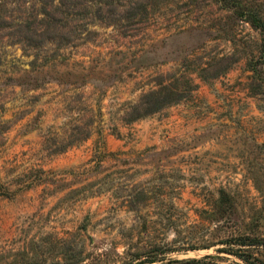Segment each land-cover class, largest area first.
<instances>
[{"label": "rangeland", "instance_id": "1", "mask_svg": "<svg viewBox=\"0 0 264 264\" xmlns=\"http://www.w3.org/2000/svg\"><path fill=\"white\" fill-rule=\"evenodd\" d=\"M0 2V264H264V0Z\"/></svg>", "mask_w": 264, "mask_h": 264}, {"label": "trees", "instance_id": "2", "mask_svg": "<svg viewBox=\"0 0 264 264\" xmlns=\"http://www.w3.org/2000/svg\"><path fill=\"white\" fill-rule=\"evenodd\" d=\"M70 1L71 0H12V3L17 4L16 10L23 14L20 21H17L15 24L18 29L12 34V37H15V43L29 44L33 42V39L38 40V38H40L41 43H48L49 39L46 40V38L42 36L43 33L38 32L43 24L50 26L51 30L48 31L47 37H52V40L55 41L56 37H59L58 27H62L59 26V23L63 22V24H61L63 26L66 25V23H64L62 17L56 19L51 15V13H53L51 11L54 10L56 12V10H59V7L68 5ZM1 4L2 3L0 2V10L3 8V4ZM12 11L13 8L9 10V15ZM237 18L241 23L247 24L251 29L258 32L260 37V40H258L257 43L258 57L264 61V15L261 16L250 8H241ZM194 88L195 85H192L191 91H193ZM162 90L166 93H162ZM172 95H174V93L167 91V88L165 87L160 90H150L148 93L142 95V97H140V99L133 105L129 104V108L124 111L121 120L130 123L151 116L163 107L178 102L181 99L179 96L172 100ZM187 263L202 264L203 262L192 260Z\"/></svg>", "mask_w": 264, "mask_h": 264}]
</instances>
